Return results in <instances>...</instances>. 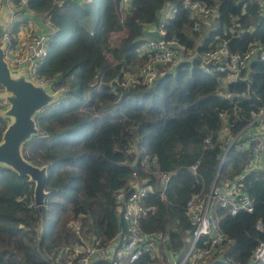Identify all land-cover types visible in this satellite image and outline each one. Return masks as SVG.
I'll return each mask as SVG.
<instances>
[{
  "label": "trees",
  "instance_id": "trees-1",
  "mask_svg": "<svg viewBox=\"0 0 264 264\" xmlns=\"http://www.w3.org/2000/svg\"><path fill=\"white\" fill-rule=\"evenodd\" d=\"M204 1L218 4L219 14L211 26L205 28L201 21L195 31V17L180 0H130L122 21L117 0H27L24 11L41 13L54 28L47 31V52L38 73L53 89L65 92L39 110L35 119L40 132L22 147L29 161L48 165V195L41 209L27 205L33 182L0 165V264H55L78 239L71 226L75 220L102 241L111 240L124 227L116 193L121 188L129 192L135 174L156 187L148 198L154 209L142 217V226L167 232L171 246L186 245L190 222L184 204L215 178L222 127L240 129L251 109L264 103V61L255 59L246 70L259 96L256 101L248 99L243 82L232 80L223 87L222 72L204 70L193 55L222 38L232 51H245L253 42L264 45V12L255 0ZM166 4L176 11L164 19L165 37L183 44L181 58L161 65L152 86L105 84L123 67L149 61L150 53L143 50L145 31L157 27ZM205 29L208 33H201ZM228 153L222 180L244 171L251 156L246 148L231 147ZM146 155L149 167L141 165ZM197 159L196 175L190 165ZM157 168L170 173L166 200L158 195ZM243 183L254 198V210L231 214L218 208L219 225L234 241L226 255L208 264H246L264 239V170L247 172ZM258 220L262 231L255 227ZM122 264H160V258L143 255Z\"/></svg>",
  "mask_w": 264,
  "mask_h": 264
},
{
  "label": "built area",
  "instance_id": "built-area-1",
  "mask_svg": "<svg viewBox=\"0 0 264 264\" xmlns=\"http://www.w3.org/2000/svg\"><path fill=\"white\" fill-rule=\"evenodd\" d=\"M255 1L260 13H263L264 0ZM4 2L10 13L6 28L0 33V44H5L4 55L9 66L13 69L24 66L27 77L32 81L52 84L49 79L38 73L47 52V32L30 30L25 36L17 34L15 24L25 12L27 0H0V9ZM180 2L189 8L190 13L195 17L192 26L195 31H200L201 21H212L211 19L219 14L218 4H208L204 0H180ZM129 4L130 0H117L120 21L123 20ZM175 11L176 8L172 4H166L161 10L160 23L157 27H149L156 29L161 35L160 40L148 37L144 42L143 50L150 53L149 61L132 68L123 67L121 74L114 76L105 84L110 85L111 88L117 86L128 88L136 85L149 87L154 84L160 66L175 60L184 47L178 38L165 37L164 19L172 16ZM199 57L204 70L222 72L220 81L226 86L234 78V73L228 66L246 71L253 60L264 61V45L253 42L245 51H232L227 40L222 38L213 47L199 54ZM223 57L226 58V64L217 62ZM6 106V101L0 99V111ZM3 121L5 120L0 118V129ZM221 133L224 143L219 156L220 167L229 160L228 150L231 147L248 149L250 160L244 171L227 180L219 179L222 177L220 168L208 189L205 190L201 185L188 196L184 204L185 214L190 222L185 237L186 245L171 246L167 232L147 230L142 226V217L154 209L148 198L156 193V187L148 179H140L135 174L130 183V191L121 188L115 196L124 222L123 229L119 230L111 240L102 241L95 232L84 230L78 221H71L78 239L66 250L67 253L62 256L63 258L56 257L55 264H122L125 260L133 261L143 255L159 256L160 264H208L213 257L222 258L226 255L227 249L234 240L220 227L218 208L225 209L231 214L241 210L247 212L254 210V198L244 189L243 180L245 174L251 170H264V103L251 109L243 127L233 131L224 124ZM198 164L199 159L190 165L193 174H198ZM141 165L149 167L148 155L143 157ZM154 173L158 175L160 183L159 198L166 200L165 188L170 173L159 168L154 170ZM27 205L36 206L33 198L27 202ZM255 227L260 231L263 230L259 220ZM246 264H264V239L258 241Z\"/></svg>",
  "mask_w": 264,
  "mask_h": 264
},
{
  "label": "water",
  "instance_id": "water-1",
  "mask_svg": "<svg viewBox=\"0 0 264 264\" xmlns=\"http://www.w3.org/2000/svg\"><path fill=\"white\" fill-rule=\"evenodd\" d=\"M9 9L6 3L0 9V33L9 20ZM145 36L160 40L161 35L154 28H148ZM5 44H0V99L6 101L7 106L0 111V118L6 121L0 139V165L8 167L20 175H26L33 182V200L41 209L48 195L45 184L48 178L47 164H34L23 155L22 147L27 140L40 132L35 116L40 109L56 102L65 92V88L53 89L51 83H37L26 75L25 67L13 69L9 66L4 55ZM200 60V57L196 55ZM217 62L226 64V58ZM234 73L233 81H240L247 85V97L259 101V96L253 89L250 72H243L240 68L228 66ZM133 168L136 167L134 163ZM218 167V171L220 170Z\"/></svg>",
  "mask_w": 264,
  "mask_h": 264
},
{
  "label": "crops",
  "instance_id": "crops-1",
  "mask_svg": "<svg viewBox=\"0 0 264 264\" xmlns=\"http://www.w3.org/2000/svg\"><path fill=\"white\" fill-rule=\"evenodd\" d=\"M22 18H24L25 21L27 20V18L29 20H27V22L24 23ZM38 19H42L43 20L41 13L39 14L37 12H34L32 10H28V9L25 10V12L17 20L18 21L17 34L19 33V35L25 36L26 30H27V32H29L30 30H38V31H40V30L45 29L46 31L49 32V31H52L54 29L48 22H47V25L44 26V28L41 26V23H40V25H38V23H39ZM27 23H29L28 26L26 25ZM205 23L208 24L207 21ZM35 25H36V27H35ZM209 26H211V25H209Z\"/></svg>",
  "mask_w": 264,
  "mask_h": 264
},
{
  "label": "rangeland",
  "instance_id": "rangeland-1",
  "mask_svg": "<svg viewBox=\"0 0 264 264\" xmlns=\"http://www.w3.org/2000/svg\"><path fill=\"white\" fill-rule=\"evenodd\" d=\"M22 19L24 20V18H22ZM213 19H214V23H215V22H216V21H215V17H214ZM213 19H211V20H213ZM27 20H29V19L27 18ZM27 20L24 21V23H26ZM38 20H39L38 25H40V23H41V26H42L43 28H44L45 25H47V21H46V20H44V19H43V20H42V19H38ZM31 22H32V21H31ZM210 22H211V21H209L208 23L210 24ZM202 23H204V24L206 25L205 28L208 27L207 24H206L205 22H202ZM26 25L28 26L29 23H27ZM92 25H93L92 22L89 21V22L87 23V28H88V29H91V28H92ZM35 27H36V25H35ZM28 29H29V28H28ZM40 31H45V32H47L45 29L40 30ZM26 32H27V30H26ZM115 33H117V32H115ZM201 33H203V34H207V33H208V30H207V29H205V30H201ZM180 58H181V56L179 55L178 58H176L175 60H173V62H171V63L174 64V63H175L176 61H178ZM172 64L168 65L167 67L171 66ZM221 85H222L223 87L225 86L224 83H221ZM1 89H2V87H1ZM65 98H66V96H63L62 99H63L64 101H66Z\"/></svg>",
  "mask_w": 264,
  "mask_h": 264
}]
</instances>
